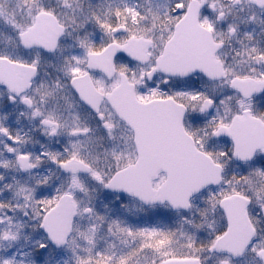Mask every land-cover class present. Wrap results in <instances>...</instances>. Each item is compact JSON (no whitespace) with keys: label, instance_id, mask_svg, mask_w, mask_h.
I'll list each match as a JSON object with an SVG mask.
<instances>
[{"label":"snow or ice","instance_id":"obj_1","mask_svg":"<svg viewBox=\"0 0 264 264\" xmlns=\"http://www.w3.org/2000/svg\"><path fill=\"white\" fill-rule=\"evenodd\" d=\"M0 264H264V0H0Z\"/></svg>","mask_w":264,"mask_h":264}]
</instances>
